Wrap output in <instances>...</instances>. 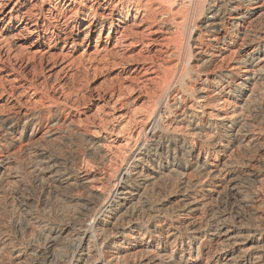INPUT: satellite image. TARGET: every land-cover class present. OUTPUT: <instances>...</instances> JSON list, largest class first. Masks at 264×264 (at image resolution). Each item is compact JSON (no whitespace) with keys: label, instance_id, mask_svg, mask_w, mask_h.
<instances>
[{"label":"bare ground","instance_id":"1","mask_svg":"<svg viewBox=\"0 0 264 264\" xmlns=\"http://www.w3.org/2000/svg\"><path fill=\"white\" fill-rule=\"evenodd\" d=\"M160 1L186 7L182 20L170 17V29L190 26L192 44L184 69L160 78L139 129L143 140L114 169L107 194L87 190L88 172L38 150L46 158L35 163L45 207L39 217L29 197L18 202L14 236L0 239V264H264V0ZM73 2L39 0L18 20L61 31ZM143 2L102 0L86 14L87 26H111L115 15L139 11ZM43 3H50L46 14ZM163 5L160 17L170 15ZM203 31L216 51L200 46ZM226 59L243 70L221 69ZM35 115L1 118L0 146L10 150L28 138ZM7 154L0 179L7 171L22 193L17 166H7L15 156ZM78 187L82 193L74 194Z\"/></svg>","mask_w":264,"mask_h":264},{"label":"rangeland","instance_id":"2","mask_svg":"<svg viewBox=\"0 0 264 264\" xmlns=\"http://www.w3.org/2000/svg\"><path fill=\"white\" fill-rule=\"evenodd\" d=\"M15 2L22 5L13 8ZM99 2L102 0H76L65 9L67 22L63 30L44 31V27H30V22L18 20L39 0H0V119L36 113L28 138L15 141L10 150L5 144L0 146V161L8 152L14 154L13 163L7 164L8 171L12 164L17 166L19 182L25 188L22 193L17 191L7 171L0 179L2 241L3 237L14 236L16 229L10 216L19 215L17 204L21 199L30 198L35 216L40 217L45 207L36 161L46 158L38 150L51 153L59 165L88 172L93 179L87 190L107 194L115 170L124 164L133 145L144 138L139 129L149 115L160 78L184 69L187 45L192 44L188 40L190 26L170 29L172 20L180 21L186 14L181 2L162 3L170 15L160 17L161 1L144 0L142 5L146 7L115 15L111 26L110 21L102 28L87 26L89 19L85 16ZM41 7L45 14L51 10L50 3ZM76 9L77 17L70 19ZM201 37L203 49L216 51L207 45L211 37L207 31ZM226 60L219 61L221 69L238 67ZM238 68L243 70L242 66ZM223 105L219 103L217 108L223 109ZM90 146L99 148L100 153H92ZM82 189L75 188L73 193L80 194ZM5 250L1 252L3 263L9 256Z\"/></svg>","mask_w":264,"mask_h":264}]
</instances>
